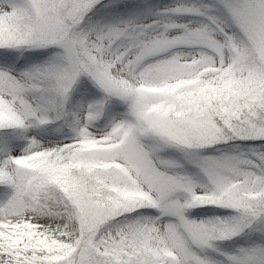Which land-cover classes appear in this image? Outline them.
I'll use <instances>...</instances> for the list:
<instances>
[{"label": "snow or ice", "instance_id": "6c2138e0", "mask_svg": "<svg viewBox=\"0 0 264 264\" xmlns=\"http://www.w3.org/2000/svg\"><path fill=\"white\" fill-rule=\"evenodd\" d=\"M0 264H264V0H0Z\"/></svg>", "mask_w": 264, "mask_h": 264}]
</instances>
